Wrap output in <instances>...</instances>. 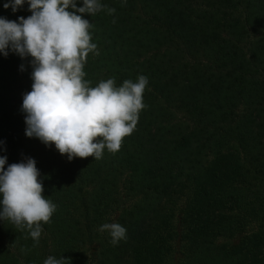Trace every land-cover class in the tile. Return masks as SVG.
Returning <instances> with one entry per match:
<instances>
[{"label": "trees", "instance_id": "trees-1", "mask_svg": "<svg viewBox=\"0 0 264 264\" xmlns=\"http://www.w3.org/2000/svg\"><path fill=\"white\" fill-rule=\"evenodd\" d=\"M6 2L0 17L31 15ZM99 2L85 79L144 75L146 107L118 152L70 162L25 135L31 58L0 54L5 170L34 159L57 205L38 244L0 220V264H264V0ZM105 223L126 238L113 246Z\"/></svg>", "mask_w": 264, "mask_h": 264}, {"label": "clouds", "instance_id": "clouds-1", "mask_svg": "<svg viewBox=\"0 0 264 264\" xmlns=\"http://www.w3.org/2000/svg\"><path fill=\"white\" fill-rule=\"evenodd\" d=\"M25 3L31 13L27 18L21 16L17 22L0 17V54L7 57L11 51L21 59L31 58V91L23 94L22 102L26 137L54 145L70 162L100 160L105 149L118 152L146 107L148 78L140 75L119 87L114 78L94 87L85 79L89 54L99 52L92 42V25L83 15H95L104 6L99 0H82V7H77V0H7L3 7L15 13ZM107 11L112 15L115 9ZM6 164L7 157L0 156V220L27 230L38 244L41 225L50 222L57 205L44 196L34 159L12 163L5 170ZM99 231L109 233L113 246L126 238V228L119 223H105ZM69 261L49 256L43 264Z\"/></svg>", "mask_w": 264, "mask_h": 264}, {"label": "rangeland", "instance_id": "rangeland-1", "mask_svg": "<svg viewBox=\"0 0 264 264\" xmlns=\"http://www.w3.org/2000/svg\"><path fill=\"white\" fill-rule=\"evenodd\" d=\"M87 261H88L87 264H95V263H94V260H93L92 258H88Z\"/></svg>", "mask_w": 264, "mask_h": 264}]
</instances>
